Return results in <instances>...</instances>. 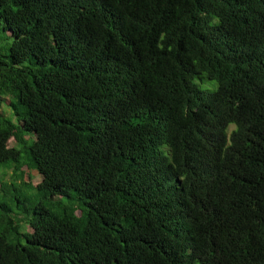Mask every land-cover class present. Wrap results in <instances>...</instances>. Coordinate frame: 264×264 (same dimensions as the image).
Instances as JSON below:
<instances>
[{
	"label": "trees",
	"instance_id": "16d2710c",
	"mask_svg": "<svg viewBox=\"0 0 264 264\" xmlns=\"http://www.w3.org/2000/svg\"><path fill=\"white\" fill-rule=\"evenodd\" d=\"M0 175V264H264V0H0Z\"/></svg>",
	"mask_w": 264,
	"mask_h": 264
},
{
	"label": "rangeland",
	"instance_id": "374dc122",
	"mask_svg": "<svg viewBox=\"0 0 264 264\" xmlns=\"http://www.w3.org/2000/svg\"><path fill=\"white\" fill-rule=\"evenodd\" d=\"M207 83L210 84V85H212L213 88L215 87V84H211V82H207ZM207 83L203 84V86H204L205 88L212 89V87H209L208 85H206ZM2 112H3V111H2ZM4 114H5L6 116H9V112H8V111H4ZM9 174H10V173L7 172V176H6V178L9 177V176H8ZM0 177H1V175H0ZM27 180H31V182L35 183V182H37L38 177H37V176L33 177V175H27Z\"/></svg>",
	"mask_w": 264,
	"mask_h": 264
}]
</instances>
